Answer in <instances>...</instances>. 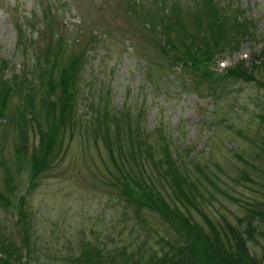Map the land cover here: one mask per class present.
<instances>
[{
	"label": "rangeland",
	"instance_id": "374dc122",
	"mask_svg": "<svg viewBox=\"0 0 264 264\" xmlns=\"http://www.w3.org/2000/svg\"><path fill=\"white\" fill-rule=\"evenodd\" d=\"M151 1L69 0L67 5L66 0L54 1L58 13L53 28L60 34L59 48L64 42L66 46L61 53L49 51L43 73L51 81L70 57L81 50L84 54L69 84L75 90L71 125L67 119L59 124L55 143L43 156L54 159L32 176L29 156L45 141L41 135L47 123L40 118L43 133L36 135L28 104L37 103L42 92L32 74L25 78L28 70L23 67L32 57L16 43L12 22L28 31L24 17L45 0H0V60L7 61L0 64V81L8 84L15 75L18 82L0 109V243L10 238L27 244L25 264H127L135 259L143 264L150 254L160 260L164 254V258L171 255L172 248L164 240H172L175 234L165 220L144 206L135 208L122 194V187L128 186L123 170L141 174L129 173L134 179L155 175L152 153L156 159L161 147L181 163L176 165L178 170L191 182V201L197 210L186 206L188 212L204 232L208 229L201 214L207 215L224 242L220 257L228 264H240L242 259L258 263L264 258V235L258 230L264 223L253 218L248 230L250 220L244 209L264 202V64L258 65L251 54L264 44V0H211L216 7L206 15L199 0H176L166 25L163 9ZM37 13L40 18L41 11ZM159 21L163 27L158 32ZM148 22L156 24L154 30ZM218 23L228 37L214 57L210 54L209 70L222 73L241 58L252 63L251 69L257 65L251 72L255 81L201 78L188 67L189 60H183V42L190 39L189 47L211 44L209 27ZM247 23L254 29L241 28ZM37 28L47 33L42 22ZM25 34L35 39L37 50L47 47L48 33ZM89 35L96 41L87 40ZM166 38L173 43L172 53L161 46ZM50 61L58 67L53 64L47 73ZM199 71L206 69L200 66ZM209 86L216 90L210 91ZM57 92L54 89L53 97L40 99L55 104L52 116L63 102ZM46 108L41 107L40 116ZM18 114L23 120L17 127ZM26 121H33L34 127H26ZM126 122L131 129L139 122L138 138L144 142H133L131 147L139 149L146 143V155L136 150L132 157L127 153L122 138ZM153 183L156 192L171 197L164 182L157 178ZM225 224L234 228L244 245L232 235L225 238ZM216 233L199 241L213 254L221 246L214 239ZM234 243L244 246L249 256L243 249L241 259L237 258L239 245ZM12 254L10 261L16 264Z\"/></svg>",
	"mask_w": 264,
	"mask_h": 264
},
{
	"label": "trees",
	"instance_id": "16d2710c",
	"mask_svg": "<svg viewBox=\"0 0 264 264\" xmlns=\"http://www.w3.org/2000/svg\"><path fill=\"white\" fill-rule=\"evenodd\" d=\"M54 1L58 3L59 0H49L48 5H46L47 3L46 0H45V3L40 2L39 4H37V8L35 9L34 12L32 13L30 12V14L27 17L26 16L24 17V20L22 22L24 24H27V26L30 25L29 26L30 29L28 31H24L21 29V23L17 21L12 22L13 23L12 32L14 33V36L17 37L16 43L19 45H22L21 51L23 53H26V54L30 53L32 57V62L25 63L27 65V68L23 67L26 70H28V72H26L25 78L29 77L28 73L32 74L31 76L35 77L36 84L40 86L41 92H42L40 94L41 95L40 99L41 98L43 99V97L45 96L47 97L48 94H50V97H53V94H51V92H53L54 89L58 90L57 93L59 97L61 95L63 96L61 97V101L63 102H60L61 105L59 108H57V112H55L54 116H52V113L55 107L54 103L48 104V102H46L45 104V101L39 99L37 100V103L35 104L34 102H29L31 104H28V108H30V113H31V114L28 113V115L30 114L34 118V123H35L34 126H36L37 128L35 130L36 135L38 134L39 136L41 133H43V131H40L41 128L38 126V124H40L39 123L40 118L43 120L44 124L47 123L46 133L41 135L42 136L41 139L45 141H43L42 145H39L40 146L39 149H35L33 154L29 156L30 160L33 162L32 165L30 166L32 176H35L37 172L46 168L45 166L47 165V160L49 161L51 159H54V158L49 159L47 157L45 160V157L43 156L45 155V152L47 151V149L52 144L55 143V137H56L55 134L58 132V129L60 126L59 124L67 119L68 121H70L69 124L71 125L72 121L70 119H73V117H72L70 109L71 107L73 108V105L75 104L74 103L75 102L74 93H72L75 90L72 91L71 88L69 87V84H72V82L70 81L75 77L77 73L76 71L79 69V65L83 60L82 54H84V50H81V52L75 55V57H70L68 60V63L60 69L59 74H54V78L51 81L49 80L50 78L49 74L47 76L43 73L42 67L43 65L44 66L47 65L46 62L48 61V55L50 54L49 51H51V49L53 48L55 49L54 52L61 53L62 50L65 49V46H66L64 42L62 44V46L63 45L64 46L63 47L61 46V48H59L60 42L58 40L60 39V34L57 31V28H53L54 26L53 17L56 13H58L57 8L53 7V5L56 3ZM68 2L69 0H66V4L65 3L63 4L67 5ZM151 2L152 3L155 2L156 7L158 6L159 9H163L164 13L166 12L165 16L163 15V12L161 14L162 19H163L162 22L164 23V25H166L167 21L170 20L169 17L172 16L173 14V7L175 8V6H177L175 4L176 0L174 2L170 0H152ZM199 3L202 6H204V9L202 12V14L204 15H206V13L210 14V11L215 10L216 6L211 2V0H199ZM42 5L44 6L43 9H41ZM50 8L52 11L50 10ZM129 8L133 9L134 7L129 6ZM37 10L41 11L40 18H38ZM40 21H42L43 25L46 27V31L48 33V36L46 37L49 42L46 48L37 50L39 48L34 44L35 39L32 37L31 39L26 38V36H28L29 34H25V33L34 32L35 35L37 36H41V35L44 36L45 34H47L44 31L34 29L36 28L35 27L36 24L39 23ZM176 22L178 23L179 20ZM242 24H245V23L242 22ZM247 24H248V27H246L245 25V27L242 26L241 28H249L250 30L254 29V27H252L251 29L250 23H247ZM147 25H148L147 27H150L152 30H154L156 26V24H152L150 22H148ZM161 27L163 26L160 25V21H159V23L157 24L158 32L160 31ZM224 29L225 28L220 26L219 23L212 24V26L209 27L210 40L212 41L211 44L215 43L213 47H211V44H209V42L208 43L206 42L205 44L206 46L198 45V47H196V46L190 45L191 47H189L188 45L191 44L190 39L185 40L183 42V46H185L183 48V54H182L183 60H186V59L189 60L188 67L190 66L191 69H193L195 72H198V76H204L201 78H210V77L212 78L213 77L212 75H215L217 79L220 80L221 82L225 79H231V78L234 80L235 79L254 80L251 72H253L252 70L257 65L254 64L255 67L251 69L250 66L252 65V63L249 62L250 64H247L246 61L241 58L236 63H233V65H230L228 68H226L223 71V73L221 72L216 73V72L209 70V67H210L209 63L211 60V55L212 57H214V54L218 52L219 49H222L223 42L227 41L225 39L228 36L226 35L224 36V34L227 31L226 32L222 31ZM85 33L86 32L83 31V33H81L80 35H83ZM53 34H55V36ZM263 34H264V30H263ZM24 38L27 40L26 42H24ZM52 38H55V39H52ZM87 40H89L90 42L96 41L94 40V36H91V35L88 36ZM161 44H162L161 45L162 47L163 46L166 47V52L167 50L170 53L173 52L174 46H173V43L169 39L166 38V39L161 40ZM206 47L209 49H207ZM251 54L253 57L252 60L253 61L257 60L258 65L261 63L264 64V44H262L259 47L258 51H256L254 54L253 53ZM5 62L7 61L0 60V64L2 66L5 64ZM49 63L50 65L47 68V71H46L47 73L51 71V66L53 64H54L55 69H57L58 67V65L53 61H50ZM200 66L205 68L206 72L204 71L203 73H200L199 71ZM17 83L18 82L16 80L15 75L11 76L8 84L5 83L3 80L0 81V109H3V107H5L4 104H6L7 102L8 95L13 94V92L16 91L15 87ZM261 87L264 88L263 83ZM208 88L210 91H213V92L216 90V88L212 86H209ZM22 100L23 102H26L24 98ZM34 105L36 107L33 108ZM45 105L47 107L45 110V115L43 114V116H40L39 113L41 112V107H44ZM48 113L51 116L46 115ZM18 116H19V120L16 122L17 127L18 125H20V122H22L23 120L22 114H18ZM32 124H33V121H26L25 126L31 125V127H34L32 126ZM138 124H135V126H137L135 129H131L130 123L126 122L122 130L123 132L122 138L124 142H127L128 144L127 153H129V156L131 157L133 156L132 151L136 150L135 153L137 154L142 153L146 155V151L149 148L147 144L145 143L144 147L140 146L139 149L132 150L131 146L133 142H138L141 144L140 141H142V139L138 138V132H139ZM115 138L118 139L119 135L116 134ZM166 149L162 147L159 148L158 151H160V155L156 159L155 157H153V153H152V158H153L152 160L153 170L152 171L155 172V175L151 173L150 175L147 176V178L140 177L138 179H134L130 177L131 175L129 173L138 174V173H135V171L131 172L129 168L127 169L125 168L122 172L123 179L125 181L124 184L128 185V186L122 187V194H124L125 197H127V202L130 204H134L136 206L135 208L141 209L144 206L145 208L154 212L155 214L160 215L165 220V223L168 224V226L171 228V230L173 231L172 233L175 234V237L172 240H164L165 244L170 245L172 248V251L170 253L171 255L164 258L165 254L163 255L164 252L161 250L162 252L161 255H163L161 260L157 259L156 255L150 254L149 258L146 260V262H143V264H202L201 262L203 261L208 262L210 264H228L220 257V254H218V252L220 253L221 251L225 250V248L223 247L224 242L222 243L221 242L222 240H219V236L215 232V228L213 224L208 221L207 215L205 216L199 212L203 220L202 222L206 224L207 229H208V232H204L198 226V223L193 219L190 212H188V209L186 208V206L193 208L194 210H197L196 204L191 201L193 199V192L191 191V186L189 184L191 182L187 180V177L185 179V177L181 175V171H179L178 167L176 166L177 164H181V163L179 161H175L173 159L174 157L173 156L171 157ZM121 151L122 150H120V152ZM137 164L138 165L141 164V161H138ZM137 164H134V165H137ZM143 171L145 170L143 169ZM172 173H174V175ZM138 175L141 176V174H138ZM157 178L159 181H162L165 183L166 185L165 188L168 190V192L171 193V197H169L168 195H164V194L162 195L161 193L156 192L157 191L156 189H153V186H155V183H153V181H155ZM21 198L22 197H20V199ZM1 199H3V197L0 194V200ZM11 208H14V206H11ZM21 208L22 206L20 207V209ZM181 208H183L185 211L182 210ZM244 209H245L248 219L250 220V227L248 230L252 228L251 221L253 218L262 220L264 223V202L263 200L258 201L257 203L253 204V206L247 205V207H245ZM22 211H23L22 212L23 215L21 219L23 220L25 218V210L23 209ZM19 212L21 211L17 210V213ZM238 221L240 222L241 220H238ZM15 222L17 223V221ZM224 226H225V229H224L225 238L227 237L228 234L232 235L231 238H236L237 239L235 240L236 242L240 241L242 245H244V241L239 240L240 237L238 236L237 233H235L234 228L232 226H230L229 224H225ZM258 230L260 231V234L262 233V235H264V232H262L264 231V228H261ZM211 233H216V235L214 236V239H217V242L221 245L220 247H218L217 249L218 251L215 254H213L212 252L211 254L209 252V250L212 251L211 247L204 246L202 242L201 243L199 242L200 240L203 239V237H206V239H208V236H211ZM20 234H21V238L25 237L24 231H20ZM225 242H227L228 244V240H225ZM237 245L239 244L234 243V246H237ZM243 247L239 245V250L237 252L238 254L237 258L239 259H241L239 255L240 256L243 255V249L245 251L244 252L245 256L246 257L249 256L248 255L249 252L247 251L246 248H243ZM27 250H28L27 244H22L20 240L13 242L10 240V238L6 240L3 238L0 243V264H14L13 262L10 261L11 257H13V254H12L13 252L15 253L14 256H15L16 264H25V260H27L28 258ZM85 258L88 259L87 256ZM215 259H219L220 260L219 263H216ZM263 259H264L263 257L262 258L260 257V259L258 260V263H254V261L252 260L245 261V259H242L241 261L242 263L240 262V264H261ZM107 260L109 262V259ZM88 261L90 260L88 259ZM100 262H103V261L100 260ZM128 263L136 264L137 261L135 259V261H130Z\"/></svg>",
	"mask_w": 264,
	"mask_h": 264
}]
</instances>
